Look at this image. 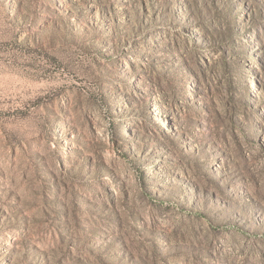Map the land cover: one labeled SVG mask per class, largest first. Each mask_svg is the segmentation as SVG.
Here are the masks:
<instances>
[{
	"label": "rangeland",
	"instance_id": "obj_1",
	"mask_svg": "<svg viewBox=\"0 0 264 264\" xmlns=\"http://www.w3.org/2000/svg\"><path fill=\"white\" fill-rule=\"evenodd\" d=\"M0 264H264V0H0Z\"/></svg>",
	"mask_w": 264,
	"mask_h": 264
}]
</instances>
